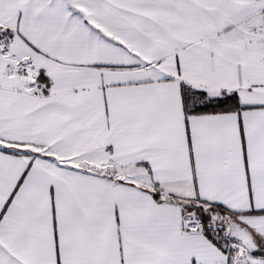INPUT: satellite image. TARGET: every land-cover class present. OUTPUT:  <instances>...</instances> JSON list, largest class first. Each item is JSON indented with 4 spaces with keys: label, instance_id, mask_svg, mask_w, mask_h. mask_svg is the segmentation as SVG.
Returning a JSON list of instances; mask_svg holds the SVG:
<instances>
[{
    "label": "snow or ice",
    "instance_id": "6c2138e0",
    "mask_svg": "<svg viewBox=\"0 0 264 264\" xmlns=\"http://www.w3.org/2000/svg\"><path fill=\"white\" fill-rule=\"evenodd\" d=\"M0 264H264V0H0Z\"/></svg>",
    "mask_w": 264,
    "mask_h": 264
}]
</instances>
